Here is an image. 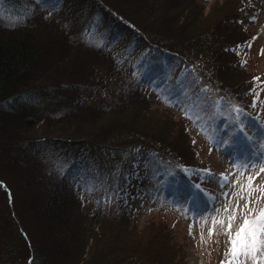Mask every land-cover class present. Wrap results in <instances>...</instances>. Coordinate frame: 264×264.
<instances>
[{
  "label": "rangeland",
  "instance_id": "rangeland-1",
  "mask_svg": "<svg viewBox=\"0 0 264 264\" xmlns=\"http://www.w3.org/2000/svg\"><path fill=\"white\" fill-rule=\"evenodd\" d=\"M47 1L37 0V5L32 0L27 1L26 7L33 14V18L27 21L36 22L34 25L50 23V29L45 26L39 28L44 27L46 31L64 28L60 30L63 33L66 31L65 34L71 43V61L76 59L77 67L82 70H94L97 79H105L102 85L110 87L85 96L79 105L100 106L113 97L115 91H118L119 84L122 87L133 84L134 81L137 84V78L114 72L112 59L109 56H99L88 45L92 40L98 41L103 38L104 27H101L100 34L93 35L89 42L83 40L82 31L89 14L81 15V5L78 2L65 0L72 7L65 6L63 9L53 7L54 0L48 1L52 6L48 5ZM117 2L121 6L125 4L123 1ZM249 3L254 7L252 14L249 15V39H252V50L244 56L243 60H247V63L242 66L236 64L234 70L229 68V62L233 64L235 60L233 57L222 53L224 58L218 62L221 57L220 49H217V44L206 43L209 37L204 35L203 30L215 33L219 28L218 31L224 35L247 38L248 35H243L239 23L224 28L223 21L227 17L235 18L240 11L238 10L240 5ZM2 5L0 1V17L6 19L7 21H4L8 24L15 26L22 22L28 23L20 17L10 18L4 15ZM201 5L203 29L198 32V23L187 26L183 22L172 21L173 18L170 16L171 19L163 17L162 20L156 21V27L163 29L165 31L163 35L166 37L179 30H187L186 33H189L191 28H194L196 45L191 46L192 43L188 42V46H183L182 53L199 60L198 63L205 69L219 65L213 66L205 77L190 71L189 68H181L178 60L163 61V66L158 70L160 62L151 59L142 65L138 72L139 76L144 74L142 82L153 95L152 101H142V104L156 113L166 126L167 123L170 125L171 133L156 136L155 140L166 139L171 143L163 142V145H160L157 142L156 145L169 153L170 146L184 149L185 152L178 155H185L189 162L198 166L196 170L198 180L192 182L188 172L179 167L172 172H165L160 166L162 160L151 154L143 155L141 164L126 178L121 177L118 186L122 189L121 195L126 193L129 195V192L135 194L139 192L140 195L145 193L147 200L138 209L132 208L135 211L124 217L121 214L123 202L113 192L108 182L110 169L104 158L90 157V154H85L87 152L76 157L78 149L65 147L60 154H55L49 163L39 150L29 152L28 149H8L0 140V146L6 150L2 158L6 161L0 164V177L8 181L15 193V203L11 206L7 204L4 193L0 190V246L4 245V237H7L8 243L13 237H19L12 230L14 228L19 230V225L28 231L35 242V250L44 245L40 231L42 221L36 216L33 201L36 197L42 196L41 191L44 190L42 185L58 184L56 178H60L62 173L69 175L73 185L82 191V210L87 215L78 213L79 217L74 223L79 224L85 231L89 229L96 233L94 244L97 242L98 253L92 256L93 260L89 264H96L100 256L103 258L106 255L110 256L108 260L111 264H159L157 261L162 259L168 261L166 264H227L229 261L231 264H264V249L257 251L255 261L251 256H239L234 259L231 255H226L232 247L230 240L243 224L245 217L251 220L264 209V171H260L264 169V120L262 123L248 121L246 117L232 115L225 109L220 111L223 116L218 119L210 115V105L214 102L213 95L218 93L216 80L225 88L222 89L226 93H232L238 99L245 91L241 85V72L257 75L264 83V0H201ZM199 9L193 6V10ZM223 12L225 14H222ZM221 18L223 21L220 24ZM162 23L163 26L160 27ZM170 24V30L168 28L165 30L164 26L169 27ZM212 27H215L214 30ZM113 33L116 34V30L111 31L108 37L115 39L114 48H105L104 53L112 54L116 59L120 57L117 61L124 67V71H128L126 63L135 57V52L126 51L122 46L128 40L122 35L114 36ZM174 36L180 47L189 39L188 36H183L182 39ZM204 37L205 45H202ZM54 46L52 54L57 55L55 43ZM201 47H205L206 54L199 53ZM212 51L215 53L214 56L211 55ZM204 63L206 64L203 65ZM53 73L54 71L49 78ZM74 98L66 94L61 104L64 106L70 104L69 100L72 102ZM78 100L79 98L75 100L76 104ZM261 109L264 110V105ZM255 110L257 112L259 109ZM185 129L189 130L190 134ZM18 133L23 138H34L39 134L34 131L23 133L22 128ZM120 159L118 152L111 157V160ZM19 160H25L26 164H21ZM37 183L42 185L38 187ZM49 192L54 194L50 190ZM135 205H139L138 201ZM14 211L17 217L14 216ZM24 217L28 221L27 224L23 222ZM229 224L232 226L231 230L228 228ZM25 243L26 241L20 237L17 244L19 253L14 260L17 264H28L29 253L25 249ZM91 243L92 240L89 241L90 245ZM44 261L39 264H44Z\"/></svg>",
  "mask_w": 264,
  "mask_h": 264
},
{
  "label": "trees",
  "instance_id": "trees-1",
  "mask_svg": "<svg viewBox=\"0 0 264 264\" xmlns=\"http://www.w3.org/2000/svg\"><path fill=\"white\" fill-rule=\"evenodd\" d=\"M0 1L3 4L1 9L4 15L10 18L20 17L26 23L28 22L13 26L0 17V140L2 144L8 146V149H28L29 152L39 150L46 156L49 163L54 155L60 154L65 147L78 149L79 153L76 157L87 152L85 154H90V157L104 158L110 169L109 176H107L108 182L113 192L123 202L121 214L124 217L135 211L132 208L138 209L147 200L145 193L140 195L139 192L136 194L129 192V195L127 193L121 195L122 189L118 186V180L121 177L126 178L141 164L143 155L151 154L156 159L162 160L160 166L165 172H172L179 167L188 172V177L193 182L198 180L196 172L198 166L189 162L185 155H178L180 152L184 153V149L170 146L169 153L156 145L157 142L160 145H163V142L171 143L166 139L155 140L156 136L171 133L170 125L167 123L169 126L167 127L156 113L151 112L142 104V101H152L153 95L147 91L142 82L144 74L139 76L138 72L141 66L151 59L160 62L158 70L163 66V61L178 60L181 68H189L190 71L204 76H208L206 73L210 72L213 66L219 65L205 69L198 63L199 60L182 53L183 46H188V42L192 43L191 46L196 45L197 37L193 36L196 33L194 28H191L189 33H186L187 30H179L166 37L163 35L165 31L156 27V21L162 20L163 17L168 19L172 17V21L183 22L187 26L198 23V32L201 28L203 29L201 0H86L85 2L75 0L81 5V15L89 14L82 31L83 40L89 42L88 40L92 39L93 35H99L100 28L104 27L103 38L98 41L92 40L88 45L99 56H109L112 59L114 72L137 78V84L135 81L123 87L119 84L117 88L119 92L116 90L113 97L100 106L97 104L88 107L79 105L83 101L82 98L94 94L97 90L102 92L110 87L102 85L105 79H97V73L94 70H82L77 67L76 59L71 61V43L65 34L66 31L65 33L61 31L64 28L46 31L44 27L39 28L45 26L50 29V23L34 25L36 22L27 21L33 18V14L26 7V2L31 0ZM32 1L37 5V0ZM54 1L56 3L54 2L53 7H63V9L65 6L72 7L69 2H66L68 0ZM117 1H123L124 6ZM194 5L200 8L199 11L193 10ZM253 8L252 3L242 4L235 18L224 19V16L222 17L224 21L222 18L220 20V24L223 21L224 28H230L239 23L243 35H248L245 39L232 37L231 34L224 35L223 32L218 31L219 28L215 33L203 30L204 35L209 37L206 43L217 44V49H220L221 57L218 62L224 58L222 53L225 56H231L235 60L233 64L229 62V68L234 70L236 64L242 66L247 63V60H243L244 56L252 50V39H249V15L252 14ZM27 16L30 17L27 18ZM159 26H163V23ZM170 27L171 24L169 27L164 26V29L170 30ZM214 28L212 27L213 30ZM113 30H116V34L113 33L114 36L122 35L125 40H128L122 47L126 51L135 52V57L126 63L128 71H124V67L117 61L120 57L116 59L114 55L104 53L105 48H114L115 39L108 37ZM174 35L180 39L188 36L189 39L180 47ZM54 43L57 46V55L52 54ZM202 45H205V37ZM204 48H200L201 55L206 54ZM214 54L212 51L211 55L214 56ZM53 71V76L49 78ZM240 75L241 85L245 91L239 99L232 93H226L223 90L225 88L216 80L218 93L213 95L214 102L210 105V115L218 119L223 116L220 111L225 109L232 115L243 116L248 121L262 123L264 120V110L261 109L264 105V83L257 75H248L245 71ZM66 94L75 98L72 102L69 100L71 105L64 106L61 103ZM57 95L60 96L56 97ZM77 98L79 102L76 104ZM256 108L259 109L257 112ZM21 128L23 133L34 131L39 134L34 138H23L18 133ZM185 131L190 134L189 130V132L187 129ZM4 148L0 146V164L6 161L2 159L6 154ZM117 152L121 159L111 160L112 155ZM20 162L26 164L25 160ZM60 178H56L59 183L54 185L37 183V186L42 185L44 190L41 191L43 193L41 197L34 199L33 208L36 210V216L42 221L40 231L44 245L35 250V242L32 241L28 231L19 225V230L12 229L19 237H13L9 243L6 240L7 237H4V245L0 246V264H13L19 253L17 244L20 237L27 243H25V249L29 253L28 264H39L43 260H45L44 264L48 262L50 264L53 262L89 264L93 260L92 256H96L98 253L97 242L94 244L96 233L89 229L85 231L79 224L74 223L79 217L78 213L80 215L85 213L82 210V191L73 185L69 175L61 173ZM45 186H57V188H46ZM0 190L3 191L7 204L14 206L13 188L2 177H0ZM49 190L54 194H51ZM136 201L139 203L138 206L135 205ZM75 205L78 207L76 208ZM14 216H16L15 211ZM23 222L28 223L25 217ZM90 240H92L91 245ZM36 254L39 255L38 258ZM106 256L103 258L98 256L101 261L98 259L100 262L97 261L96 264H109L110 256ZM157 262L166 264L165 262L168 261L162 259Z\"/></svg>",
  "mask_w": 264,
  "mask_h": 264
},
{
  "label": "snow or ice",
  "instance_id": "snow-or-ice-1",
  "mask_svg": "<svg viewBox=\"0 0 264 264\" xmlns=\"http://www.w3.org/2000/svg\"><path fill=\"white\" fill-rule=\"evenodd\" d=\"M260 171H264V169H260ZM221 223L223 222L221 221ZM231 227V224H229V230H231ZM230 243L232 247L226 255H231L234 259L239 256H251L255 261L257 251L264 249V209L251 220L245 217L243 224L230 240ZM227 264H231V261Z\"/></svg>",
  "mask_w": 264,
  "mask_h": 264
}]
</instances>
